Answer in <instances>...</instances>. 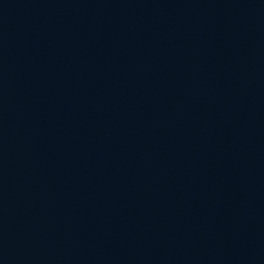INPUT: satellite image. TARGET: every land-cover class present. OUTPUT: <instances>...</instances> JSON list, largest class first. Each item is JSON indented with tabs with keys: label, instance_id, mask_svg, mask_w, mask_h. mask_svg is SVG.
I'll list each match as a JSON object with an SVG mask.
<instances>
[{
	"label": "water",
	"instance_id": "95a60500",
	"mask_svg": "<svg viewBox=\"0 0 264 264\" xmlns=\"http://www.w3.org/2000/svg\"><path fill=\"white\" fill-rule=\"evenodd\" d=\"M0 264H264V0H0Z\"/></svg>",
	"mask_w": 264,
	"mask_h": 264
}]
</instances>
